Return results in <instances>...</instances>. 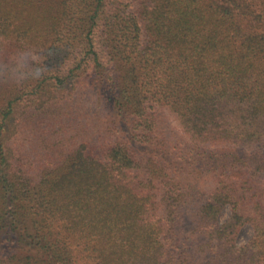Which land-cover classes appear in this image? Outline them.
Returning <instances> with one entry per match:
<instances>
[{"label": "trees", "instance_id": "trees-1", "mask_svg": "<svg viewBox=\"0 0 264 264\" xmlns=\"http://www.w3.org/2000/svg\"><path fill=\"white\" fill-rule=\"evenodd\" d=\"M158 107L212 147L172 137ZM263 176L251 3L0 0V264H264Z\"/></svg>", "mask_w": 264, "mask_h": 264}, {"label": "rangeland", "instance_id": "rangeland-1", "mask_svg": "<svg viewBox=\"0 0 264 264\" xmlns=\"http://www.w3.org/2000/svg\"><path fill=\"white\" fill-rule=\"evenodd\" d=\"M249 3H251V5L253 6V8L257 11L264 12V0H246ZM89 111V115L93 117V112L96 113V111H99V107L97 105V103L95 105H93L92 107L89 108V110H87V112ZM158 114H159V118H160V122L162 123V125L166 128V131H168V133L182 141H187L190 146H196L199 147L200 149H209L212 146H210V144H206L203 142H199L196 141L195 139H192L191 136L189 134H187L182 126L180 125L177 117L175 116V114H173L171 111H169L167 108L165 107H158L157 108ZM87 114V113H86ZM93 121V120H92ZM93 123H96V120L93 121ZM123 127V126H121ZM114 131H119V129H114ZM114 135V134H113ZM116 136V135H115ZM219 148H223L227 151H235L240 153L242 156L248 157V159L251 158V156L253 154H255L256 147H250V146H244V145H226V146H218ZM247 162V161H246ZM248 168V169H246ZM251 167L246 166L245 170H249ZM205 174H203V172L199 171V173L197 174V172H194L191 174L190 179L193 180L194 182L198 181V185L200 188L204 187V188H211L210 183H206L205 181H209L208 177H205V179L203 178ZM254 181H256V178L253 179ZM264 182V176L261 179ZM205 183V184H204ZM194 207L193 204H186L182 210H181V225L179 227V231H178V236L179 238L182 240L185 237H188L187 242L189 244H191L193 247H197V245L199 244V242H201V240H207V238L202 235L199 236L198 233H191L192 229L195 227L196 223H194V219H193V214H194ZM231 212V207H227L223 214H222V220H224L229 213ZM253 233V228L250 225V223L246 224L245 226L242 227L239 236H238V242L239 243H244L246 242L252 235ZM187 235H190L187 236ZM87 264H93V263H87Z\"/></svg>", "mask_w": 264, "mask_h": 264}]
</instances>
